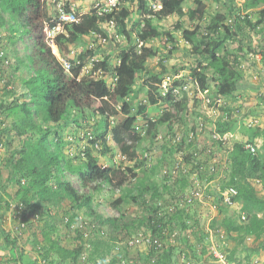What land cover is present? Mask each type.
<instances>
[{"label":"trees","instance_id":"obj_1","mask_svg":"<svg viewBox=\"0 0 264 264\" xmlns=\"http://www.w3.org/2000/svg\"><path fill=\"white\" fill-rule=\"evenodd\" d=\"M135 1V9L122 5L117 11L99 16L93 11L82 15L78 24L65 25L64 32L52 40L57 51L55 54L46 37L47 31L56 24L49 20L48 0H0V28L3 29L4 38L11 46L14 56L13 70L17 71L24 67L29 73L24 80L25 92H23L22 100L18 102L15 99L12 105L6 108L12 119L9 130L20 138L21 143L15 153L16 156L18 155V160L14 162L13 157L8 159L5 168L7 167L9 176H12L13 170L10 167L14 165L20 177L28 178L30 191L37 201L53 206L68 203L69 210L75 213L70 216V223L76 220L74 222L76 228L73 230L75 235L73 247L62 248L56 241L50 242L48 239L50 248L62 264H88V262L114 264V259L107 263L103 255L108 251L107 246L111 240L108 238L105 241L100 238L105 235L104 228L110 233H116L119 230L121 233L124 231L131 235L136 228L135 224L138 227L144 226L148 230L147 234H143L145 237L141 235V242L145 245L147 252L135 264H178L173 255L175 247L170 246L167 251L163 250L161 240L165 238L166 226L175 227L177 221L178 227L185 230L187 220L193 218H190L189 214L190 205L187 207L185 203H179L170 212L168 207L174 203L171 204V201L167 199H164L163 205L159 207L157 206L159 200L154 201V198L146 200L141 196L142 192L133 196L127 186L136 178L137 174L133 170L137 167L135 165L124 168L104 167L99 163V158L90 152H97L99 141H101L99 153L105 154V151L109 150V146L106 145L108 138L126 161H136L138 144L145 138L155 137L160 125L167 124L171 127L179 122L182 112L186 110L189 103L187 94L177 90L180 87L178 81L167 88L163 95L160 93L163 75L167 73L164 66L160 64L159 75H151L146 70L147 61L157 56V50L148 45L150 41L159 40L161 47H166L170 43L172 48H177L178 40L171 33L163 32L157 23L173 14L182 15V6L186 0ZM245 2L252 8L262 6L258 15L259 22L263 23L264 0H245ZM151 3H156L159 7L153 9L150 6ZM192 3L187 14L188 19L199 21L205 13L206 5L202 0H192ZM132 14L139 19L132 18ZM110 23H112L114 35H107L105 24ZM220 28L224 32L221 39L214 36L219 34ZM176 29H181L180 25H177ZM209 31L210 33L204 32L196 26L192 31L182 32L183 40L190 46L195 61L205 66H190L193 80L201 92L208 91L210 85H213L217 89L218 97L231 96L236 89L241 88L239 81L243 77L242 70L238 69V63L235 61L238 55H231L224 48L225 41L231 37L233 29L215 23L209 27ZM95 35L112 41L116 40L117 35H121L131 46L119 52L115 65L112 66L106 57L93 62L89 74H82L84 58L93 55L94 51L91 48L82 52L77 50L79 53L74 58L73 48L83 44L89 38L93 44L97 43L99 39ZM18 44H21L24 49L22 56H18L15 50ZM250 55L252 56V53ZM231 56L234 58L232 61L229 60ZM254 56H262L264 68V55L255 54ZM63 61L70 65L69 69L64 68ZM97 70L100 72L97 76H93ZM141 73L149 76L150 84L144 83L147 84L149 103L156 104L160 97L172 103L171 108L164 111L157 120L147 121V128L143 135L135 131L136 115L131 112L129 102L135 81ZM107 80L112 81L113 84H108ZM174 89L177 90L176 93ZM211 106L221 113L223 122L215 124V120L213 121L208 129L210 135L208 145L219 144L224 148L228 144L227 132L232 131L233 123L227 122L224 116L228 118V115L231 116L232 113L226 107H217L215 101ZM145 109V106H140L138 112L143 114ZM91 117L94 123H86V120ZM70 122L78 127L94 125L88 146L82 155L73 158L62 151L61 137L58 135L61 128ZM200 125L205 127L204 122ZM260 132V129H255L256 136ZM194 140L193 135L190 141L185 143L186 151L192 145L190 142ZM181 149L178 147V150ZM207 160L202 159L196 152L190 155L184 154L181 163L185 165L184 163L190 164L191 161L193 169L196 170L210 161V159ZM229 166H231L229 178L221 186V190L228 186L237 190L236 201L240 209L236 216L239 222L235 223L230 216H227L228 212H231L230 208L215 200L212 204L215 205L217 214L210 220L208 230L205 228L199 231L206 235L209 231L213 233L215 231L218 234L223 231L227 234L236 233L238 244L246 251L245 258L248 264H251L256 253L253 251L256 248H244L243 240L252 238L255 244L264 236V195L259 194L255 188L256 184H259L264 189V163L256 154L245 151L242 143H235L230 153ZM67 174L76 178L74 181L78 187L71 183L72 180L67 178ZM213 179H215L213 175L207 179L210 182L208 181L209 184L206 187V195L215 196L216 194L215 187H211ZM178 180L181 198L191 184L186 178ZM115 191L120 194L112 203V207L120 209L128 203L134 204L142 213L141 219L125 221L122 209L119 217L109 214L105 216L102 213L99 209L100 205L96 203L97 196L108 192L115 194ZM195 202L194 200L192 204ZM34 208L39 207L34 206ZM7 211L8 203L6 202L5 212ZM80 212L84 217L77 221ZM242 217L244 221L241 220ZM191 234L195 236L196 231L191 230ZM198 240L201 239L198 238ZM185 242L189 252L184 250L180 254L181 260H185L186 263L189 261V254L194 259L204 256L206 258L209 254L211 264H222L214 257L210 248ZM155 246L158 248L155 249ZM83 251L88 253L84 260L81 259ZM221 252L223 253L222 249L219 253ZM223 257L224 264L240 262L234 258L235 250H231L228 256Z\"/></svg>","mask_w":264,"mask_h":264},{"label":"rangeland","instance_id":"obj_2","mask_svg":"<svg viewBox=\"0 0 264 264\" xmlns=\"http://www.w3.org/2000/svg\"><path fill=\"white\" fill-rule=\"evenodd\" d=\"M202 1L206 5V9L202 19L199 21L188 19L187 14L193 5L192 0L185 1L182 6V15L173 14L158 21V27L163 32L171 33L178 40L177 48H172L170 43L166 47H161L159 40L150 41L148 44L157 50V56L147 61L146 70L151 75H159L161 71L160 64L167 70V73L162 78L160 93L163 95L167 88L172 87L178 81L180 87L177 90L186 93L189 97L188 106L180 116L181 120L174 123L171 127L167 124L160 125L155 137L145 138L140 142L136 149V161H126L119 155L117 148L108 138L106 145L109 146V150L105 151V154L99 153L101 141H99L98 149L96 148L97 152L90 151L91 154L99 158V163L104 167L124 168L132 165L137 167L133 170L137 174L136 178L130 181L127 186L133 196L142 192L141 196L146 200L154 198V201H163L166 195L181 194L180 187L178 186L180 182H178L179 180L177 181L179 174L175 166L179 146L173 144L177 143L173 141L175 135L185 136L190 129H193L195 140L190 142L192 145L189 147V150L187 149V155L197 152L202 159L206 161L210 159L211 165L217 170L214 174L216 178L211 183V186H222L227 182L231 169L229 157L235 143L249 144L255 147V154L264 163V68L262 56H254L255 54L264 55V22H259L258 15V11L262 6L260 5L256 8L249 7L246 5L245 0ZM122 5L135 9L136 1L123 0ZM152 5L157 4L151 3L150 6L152 7ZM47 6L51 22L56 17L58 7L68 10L73 9L76 13L80 14L90 13L94 11L95 0H48ZM131 17L139 19L135 14H132ZM215 23L233 29L231 37L225 41L224 48L231 55H238V59L235 61L238 63V69L242 70L243 73V77L239 81L241 88L236 89L231 96L218 97L216 87L213 85L209 87L208 96L211 97V100H219L220 106L228 108V111L232 113L231 116L228 115V118L224 116L227 122H233L231 126L232 131L227 132L228 144L224 148L223 146L220 147L219 144V146L208 145L210 136L208 129L214 120L215 124H221L223 119H221L219 111L210 116L209 111L214 106H207L199 96L198 87L193 80L190 66H205L201 62L198 64L195 61V58L191 54L190 46L182 37L184 30L192 31L196 26L200 27L202 31L210 33L209 27ZM177 25H180L181 29H176ZM105 28L107 29V35H114L112 25L105 24ZM214 36L220 39L223 38V29L220 28L219 34ZM115 39L114 41L108 38L104 41L101 39V41L99 40L93 44V41L89 38L83 44H78L77 47L73 48L72 53L74 54V58L79 53L77 50H81L82 52V50L85 51V49L91 48L94 51L93 55H88L83 60V69L85 71L82 69V72L84 74H86V71H90L93 62L103 60L106 57H108L112 66L115 65L119 52L131 46L121 35H117ZM15 50L18 56L24 54L21 44L16 45ZM250 53H252V56ZM240 55L243 56L240 57ZM229 60L232 61L234 58L231 56ZM232 64L235 66L234 62ZM13 66L14 56L11 46L4 38L3 29L0 28V238L3 242L5 241L4 244H7L3 252L10 253L8 257L12 259L11 264H62L61 262L59 263L57 255L50 248V242L56 241L60 247L66 249L73 247L75 235L68 229V225L70 223V216L75 213L69 210L68 203H60L58 206H53L37 201L30 191L28 178L20 177L19 171L14 169V165L10 167L13 170L12 176H9L6 170L7 167L5 168V163L8 159L13 157L14 162L18 160V155L16 156L15 153H17L21 143L20 138L9 130L11 129L12 119L6 108L10 107L15 99L18 102L22 100L23 92H25L24 80L29 75L26 68L21 67L19 70L14 71ZM208 75H210L209 72ZM148 77L145 73L138 75L133 93L129 97L131 112L136 115L135 131L140 135H143L147 128V120H157L164 111L171 108L172 104L164 101L163 97H160L156 104L148 102L147 84H144L146 82L150 84ZM107 83L110 84V80H107ZM140 106L146 107L143 114L138 112ZM89 122L94 123L92 117L86 120V123ZM203 122L205 127L201 126L200 128V124L203 125ZM256 128L261 131L257 136L255 135ZM93 129V124L78 127L70 122L63 126L58 135L61 137V149L64 154L71 158L82 155L84 149L88 146L89 140L92 138ZM201 147L202 151L200 152ZM184 164L187 168L193 169L190 165L188 166L189 163ZM208 164L209 162H205L204 166ZM165 172L167 174H164ZM67 178L72 180L71 183L78 187V184L74 181L75 177L67 174ZM22 179L25 180V184L23 185L20 181ZM199 179L202 184L209 181L205 177ZM255 188L259 194L264 195V189L259 184H256ZM145 190L147 192H144ZM170 192L172 193L171 195L169 194ZM113 194L108 192L97 196L96 203L100 205L99 209L105 216L109 214L119 217L122 209L125 221L131 222L133 219H141L142 213L134 204L128 203L120 209L113 208L112 203L117 199L120 192L115 191V194ZM209 200L207 198V201H196L191 204L189 214L190 218H193L188 219L187 222L185 221L187 225L185 230L178 227L177 221L175 222L177 225L175 227L166 226L165 238L161 240L162 249L167 251V248L170 246L175 247L174 260L178 264H184L186 262L185 260H181L180 253L184 250L188 251L184 244L187 241L188 244L205 246L207 249L210 248L211 251L220 252V249H222L224 254L221 253L223 256H228L231 250H235L234 258L240 262L230 264H248L245 258L246 251L238 244V235L236 233L227 234L224 231L219 234L215 233V231L214 233L209 231L207 235L200 233L199 229L206 228L208 230L210 220L217 214L211 210ZM8 201L22 202L25 208L24 221L26 222V227L17 236L12 235L10 232L12 222L9 220L7 212H5L6 202L8 203ZM33 205L39 208L35 209ZM230 210L231 212H228L227 216H230L231 220L238 223L239 220L236 215L239 211V205L238 207L236 205L234 208H230ZM77 217H79L78 221L83 219L84 216L80 212ZM66 220L68 221L67 223ZM241 220L244 221L242 218ZM135 227L131 235L124 231L121 233L119 230L116 233H110L104 228L105 235L100 238L105 241L108 238L111 239L109 240L110 244L107 246L108 251L103 254L106 257L104 259L108 261L107 263H110V260L114 259V264H135L138 259H141L140 257L145 256L147 251L142 242L131 247L128 246V242L133 239H136L135 242L142 240V236L145 237L144 235L147 234L148 230L144 226L138 227L135 224ZM193 229L196 231L195 236L191 234V230ZM198 238L201 240H198ZM243 243L244 248H256L253 251L256 253L251 264H264V236L258 242H255V244L252 242V238H245ZM11 252L14 257L11 256ZM189 256V261L186 264L212 263L209 254H207L206 258L204 256L194 259L190 254ZM43 260L46 262L43 263Z\"/></svg>","mask_w":264,"mask_h":264},{"label":"built area","instance_id":"obj_3","mask_svg":"<svg viewBox=\"0 0 264 264\" xmlns=\"http://www.w3.org/2000/svg\"><path fill=\"white\" fill-rule=\"evenodd\" d=\"M123 0H95V7L93 8L94 13H96L98 16L102 15V14H108L111 13L113 11H117L121 8V3ZM158 6L157 5H152L153 9H156ZM93 12V11H92ZM87 14V13H84ZM84 14H80V13H76L73 9H66L63 7H58L57 9V13H56V17L55 19H53L52 21L55 22V26L51 27L46 34L47 39L50 41L51 46L54 47L52 40L58 35L63 33V28L65 25H71V24H78L81 20V16ZM109 25V24H107ZM110 25H112V23H110ZM97 36V39H99L101 41V39L104 41L105 39L102 38V36L100 35H95ZM140 45V44H139ZM63 65L65 69H69V64L65 61H63ZM84 68V67H83ZM92 68V67H91ZM83 71H85V69H83ZM91 71V69H90ZM89 71V72H90ZM88 71H86V74H89ZM100 71L97 70V72L93 75V76H97L98 73ZM82 74H84L82 72ZM199 96L203 99V101L205 102V104L207 106H211L212 104V100L211 97L208 96V91H199L198 92ZM216 105L217 107L220 106V101L216 100ZM217 109L215 107H212V109L209 111L210 112V116H213L214 114L217 113ZM201 126V125H200ZM193 132H189L187 135V142L190 141V139L193 137ZM178 138L180 139V136H178ZM246 149L249 150V152L254 153L255 152V148L247 145ZM176 167H179L182 169V173L185 174L186 170L183 169L182 166H180V164L178 163V165H176ZM215 167L213 165L209 166L208 169V174H212L215 173ZM204 174V166H201V168H197L196 170H194L193 173L190 174L189 176V181H190V188L188 190V192L183 196L182 199H177L173 201V205L170 207V211H173V208L175 206H177L179 203H185V205H190L192 203L193 200H198L199 202H201L203 200V197L205 195V197H207L208 199H210L211 201H218L220 204H222L225 207H229V208H233L236 205L235 202V197L237 196V190L234 187H227L224 188L223 190H221V188L219 186H215V196L214 195H206L205 191H206V187L209 184H202L200 182L199 177L201 175ZM21 184H25V180L22 179L21 180ZM213 187V186H211ZM210 194V193H209ZM211 210L215 211V205L211 204L210 206ZM24 212H25V208L23 206V203L21 202H12V201H8V211L7 214L9 216V220L12 222V226L10 229L11 234L13 235H19L26 227V222L24 221ZM242 219H244V217H242ZM68 221L66 220V223ZM76 228V225L73 223H69L68 225V229H70L72 232L73 230ZM136 240V239H135ZM135 240H132L130 242H128V246L131 247L132 245H135L137 243H140L141 240H138L135 242ZM135 243V244H134ZM155 244L156 241H154ZM158 247L155 246V249H157ZM213 255L215 258H217L220 262H222V264H224V257L221 253L217 252V251H212ZM87 252L83 251L82 252V257L81 259L84 260L87 256ZM43 263H45L46 261H42Z\"/></svg>","mask_w":264,"mask_h":264},{"label":"clouds","instance_id":"obj_4","mask_svg":"<svg viewBox=\"0 0 264 264\" xmlns=\"http://www.w3.org/2000/svg\"><path fill=\"white\" fill-rule=\"evenodd\" d=\"M158 6V5H157ZM159 7V6H158ZM157 7V8H158ZM156 8V9H157ZM140 46V45H139ZM55 47V46H54ZM56 48V47H55ZM109 84V83H108ZM113 84V82L112 81H110V85H112ZM197 90H198V88H197ZM175 93L177 92V90H173ZM198 92H199V90H198ZM208 92H209V90H208ZM164 94V93H163ZM216 101V100H215ZM212 102V101H211ZM213 103V102H212ZM148 121V120H147ZM150 121V120H149ZM153 121H155V120H153ZM146 125H147V123H146ZM189 132H193V129H190L189 131H188V133ZM188 133H187V135H188ZM194 134V133H193ZM187 135H185V136H180V139L178 138V136H179V134H177V135H175V137H174V141L173 142H177V143H173V144H175L176 146H179V147H181L182 149L181 150H179V152H178V156H177V159H176V161L175 162H177L176 164H175V166L176 165H178V163L180 164V166H182L183 167V169H185L186 170V173L185 174H183L182 173V169L181 168H179V167H177V170H178V177H177V180L178 179H184V178H186L188 181H189V176H190V174L191 173H193L194 172V170L195 169H190V167L189 168H187L185 165H183L182 163H181V160H182V156L184 155V154H187V151H186V148H185V143H188L186 140H187ZM194 136H195V134H194ZM249 145V144H248ZM246 146L247 145H243V149L245 150V151H247V152H249V150L248 149H246ZM251 146V145H250ZM253 147V146H252ZM255 148V147H254ZM256 150V149H255ZM250 154H255V152L254 153H251V152H249ZM194 154H195V152H194ZM188 164V163H187ZM218 164V163H217ZM217 164H216V167H217ZM191 166V168H192V165H191V161H190V164H188V166ZM211 165V161H209V164L207 165V166H204V174L203 175H201L199 178H202V177H205V179H209L210 178V176L211 175H213L214 176V174L215 173H212V174H208V169H209V166ZM217 171V170H216ZM215 171V172H216ZM164 174H167L166 172L164 173ZM175 174V173H174ZM216 178V177H215ZM215 179H213V181H214ZM190 182V181H189ZM210 182V181H209ZM206 183H208V182H206ZM205 183V184H206ZM214 187V186H213ZM220 188H221V186H219ZM228 187H232V186H228ZM227 188V187H226ZM189 190V189H188ZM188 190H186L183 194H182V196H181V198L179 197V194L178 195H173V196H169V195H166V198H164V199H167L169 202L171 201V204H173V201L175 200V198L176 199H182L183 198V196L188 192ZM207 191V190H206ZM211 194V193H210ZM237 194H238V192H237ZM237 197V196H236ZM236 197H235V202H236V205H237V207H238V203H237V201H236ZM203 200H206L207 201V197H205V195H204V197H203ZM194 201V200H193ZM192 201V202H193ZM195 201H198V200H195ZM210 201V200H209ZM212 202H215V201H211L210 203L212 204ZM192 204V203H191ZM191 204H190V206H191ZM163 205V203H162V201H158L157 202V206H159V207H161ZM235 205V206H236ZM172 205H170L169 207H168V209L171 207ZM187 207L189 206V205H186ZM229 208V207H228ZM234 208V207H233ZM174 209V208H173ZM240 209V208H239ZM170 211V210H169ZM171 212V211H170ZM215 212H216V210H215Z\"/></svg>","mask_w":264,"mask_h":264},{"label":"crops","instance_id":"obj_5","mask_svg":"<svg viewBox=\"0 0 264 264\" xmlns=\"http://www.w3.org/2000/svg\"><path fill=\"white\" fill-rule=\"evenodd\" d=\"M4 243H5V241L3 242V240L0 238V264H11L10 262L12 259H10V257H8V256H10L9 255L10 253H7L6 251H5V253L3 252V250L7 247V244H4ZM11 256L14 257L13 253Z\"/></svg>","mask_w":264,"mask_h":264},{"label":"bare ground","instance_id":"obj_6","mask_svg":"<svg viewBox=\"0 0 264 264\" xmlns=\"http://www.w3.org/2000/svg\"><path fill=\"white\" fill-rule=\"evenodd\" d=\"M53 52L55 53V54H57V51H56V48L55 47H53ZM57 56V55H56Z\"/></svg>","mask_w":264,"mask_h":264}]
</instances>
